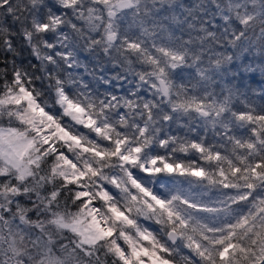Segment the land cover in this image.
<instances>
[{"label": "snow or ice", "instance_id": "1", "mask_svg": "<svg viewBox=\"0 0 264 264\" xmlns=\"http://www.w3.org/2000/svg\"><path fill=\"white\" fill-rule=\"evenodd\" d=\"M0 264H264V0H0Z\"/></svg>", "mask_w": 264, "mask_h": 264}]
</instances>
